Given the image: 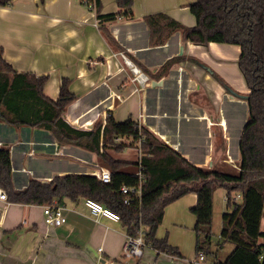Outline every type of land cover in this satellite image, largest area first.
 Listing matches in <instances>:
<instances>
[{
	"label": "crops",
	"instance_id": "obj_1",
	"mask_svg": "<svg viewBox=\"0 0 264 264\" xmlns=\"http://www.w3.org/2000/svg\"><path fill=\"white\" fill-rule=\"evenodd\" d=\"M100 1L102 13L119 11L115 0ZM195 1L135 0L133 18L118 16L101 24L95 9L82 0H14L0 7V47L16 71L48 75L44 92L53 100L58 99L63 81H69L77 99L63 116L73 126L92 129L111 114L117 121L132 117L197 166L239 168L250 92L238 63L240 46L195 44L185 41L181 30L163 45L149 43L145 16L164 12L194 26L190 5ZM174 57L183 59L159 78L143 70L155 73ZM0 147L11 151L14 185L20 190L31 179L50 181L55 176L110 169L96 153L35 128L0 123ZM109 152L124 160L140 158L136 146ZM65 158L73 163L62 166L59 161ZM123 171L139 173L141 168L128 165ZM55 200L67 217L58 227L43 223L44 205L0 199V264H197V254L182 245L186 233L187 242H194L184 226L196 223L195 215L188 212L197 203L196 193L168 205L157 232L181 248L182 258L148 245L141 257L126 256L128 233L121 221L96 219L84 197ZM214 263L215 258H206L205 264Z\"/></svg>",
	"mask_w": 264,
	"mask_h": 264
},
{
	"label": "trees",
	"instance_id": "obj_2",
	"mask_svg": "<svg viewBox=\"0 0 264 264\" xmlns=\"http://www.w3.org/2000/svg\"><path fill=\"white\" fill-rule=\"evenodd\" d=\"M45 1V0H41ZM119 11L104 14L100 0H82L95 9L101 24L118 16L133 18L135 0H115ZM14 0H0V7ZM196 17L194 26H186L164 12L144 17L150 31L151 46L166 43L181 30L183 39L195 44L210 42L239 45V67L250 92L246 96L249 119L239 142L241 161L239 172H224L217 168H203L191 163L138 120L129 117L117 121L111 114L106 122L98 120L92 129L73 126L64 118L68 106L77 96L64 80L57 100L49 98L44 87L48 75L19 72L5 60L0 47V123L13 127H27L46 131L59 142L77 145L96 153L112 171L110 182L97 175L71 173L55 176L50 181L31 179L26 189H17L13 180L11 151L0 147V187L8 201L45 205L67 197L95 199L118 213L127 233L137 236L144 230L145 243L157 250L182 258L177 246L168 236L158 237L168 205L189 194H197L192 208L196 217L197 255L204 252L215 257L214 264H264V0H196L190 5ZM113 44L112 34L101 26ZM118 48H120L118 46ZM183 59L167 60L157 72L143 70L153 78L161 77L172 63ZM136 146L140 152L137 161L113 157L109 150L122 151ZM133 165L141 173L125 172ZM141 185V196L124 203L123 186ZM227 190V206L223 213L218 249L212 250L214 193L217 188ZM241 195V202L235 199ZM231 242L234 249L225 260L218 258V250Z\"/></svg>",
	"mask_w": 264,
	"mask_h": 264
},
{
	"label": "built area",
	"instance_id": "obj_3",
	"mask_svg": "<svg viewBox=\"0 0 264 264\" xmlns=\"http://www.w3.org/2000/svg\"><path fill=\"white\" fill-rule=\"evenodd\" d=\"M122 18V17H120ZM141 171L137 174H140ZM98 176V178L103 182H110L112 179V171L109 168H102L100 171H97V173H93ZM122 191L124 194H126V198L124 200V203L129 204L131 201V198H137L141 196V185L138 186H123ZM241 198L240 194H237L235 196V199ZM0 199L8 201V195L5 190H3L0 187ZM85 204L89 208L91 214L98 219L100 216H105L108 218H111L116 221H121V217L118 213L112 211L108 207H106L101 202L92 199V198H85ZM44 217H43V223L47 227H58L64 224L67 220V217L64 213V207L61 205L57 200H54L53 202L49 204L44 205ZM144 230H141V232L137 236H132L128 234V239L124 245V253L126 256H136L141 257L144 253V248L147 246V244L144 241L143 237ZM100 251H102V248H99ZM197 264H205L206 262V255L204 252H201L197 255V258L195 260Z\"/></svg>",
	"mask_w": 264,
	"mask_h": 264
},
{
	"label": "rangeland",
	"instance_id": "obj_4",
	"mask_svg": "<svg viewBox=\"0 0 264 264\" xmlns=\"http://www.w3.org/2000/svg\"><path fill=\"white\" fill-rule=\"evenodd\" d=\"M59 163L62 166H65V165L69 166L71 163H73V161L70 160L69 158H65L63 161H59ZM238 167L240 168V163L239 162H238ZM239 168H234L232 164H229V165L227 164V165H224V166H222L220 168L217 167V169H219L221 171L231 172V173L239 172ZM226 196H227V190L226 189H224L222 187H219V188L216 189V192L214 194V210H213V225H212L213 235H212V245H211V248L214 251L217 250V248H218V242H219L220 232H221V228H222L221 226H222L223 213L225 211H230L231 210V207L229 208L227 206V200L225 199ZM237 201L241 202V198H237ZM188 212L191 214V216H194L192 210L188 211ZM262 224L264 225V215H263V219H262ZM263 225H262V227H263ZM184 229L186 231L189 230L190 233L194 236V242H192V241H190V242L188 241L187 242V233H186L185 234L186 239L182 242L183 243L182 245H183V247H184V249L186 251H190L192 254L194 253L196 255L197 254L196 248H195L196 233H195V230H194V224H192L191 226L186 225V226H184ZM168 239H169V237H168ZM169 242L171 243L170 239H169ZM174 246H177V245H174ZM177 247L181 251V248L179 246H177ZM232 247H234L233 243L227 242L223 246L222 249L218 250V258L224 260L228 256V254L232 251ZM191 250H193V251H191ZM184 255L187 256V254H184ZM208 258H209V260H213L215 257L214 256H208Z\"/></svg>",
	"mask_w": 264,
	"mask_h": 264
}]
</instances>
